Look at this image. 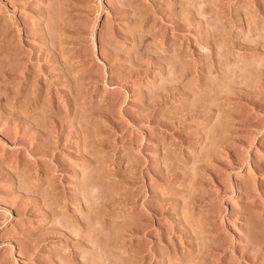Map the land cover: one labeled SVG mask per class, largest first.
<instances>
[{
	"label": "rangeland",
	"instance_id": "374dc122",
	"mask_svg": "<svg viewBox=\"0 0 264 264\" xmlns=\"http://www.w3.org/2000/svg\"><path fill=\"white\" fill-rule=\"evenodd\" d=\"M0 264H264V0H0Z\"/></svg>",
	"mask_w": 264,
	"mask_h": 264
}]
</instances>
